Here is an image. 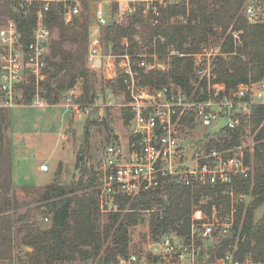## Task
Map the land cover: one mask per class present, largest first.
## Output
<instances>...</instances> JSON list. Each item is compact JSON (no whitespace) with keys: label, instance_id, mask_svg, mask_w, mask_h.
<instances>
[{"label":"trees","instance_id":"1","mask_svg":"<svg viewBox=\"0 0 264 264\" xmlns=\"http://www.w3.org/2000/svg\"><path fill=\"white\" fill-rule=\"evenodd\" d=\"M20 1L0 0V10L3 9L2 13L16 23L21 40L26 44L32 39L37 12L43 9L44 4L34 0L30 6L22 9ZM77 1L83 10L73 17L69 25L64 23L65 5L60 0L50 3L48 10L43 12V23L58 34L57 39L51 43V57L44 71L46 78L41 82L46 91L44 97L50 105L57 104L63 92L73 88L79 78H84L83 69L77 65L80 61L83 66L86 64L93 27L98 29L97 36L106 55L140 56L136 40L139 35L137 25L149 33L148 54L153 53V47L156 48L161 61L167 54V47H173L186 54L183 58H172L167 73H144L140 70L141 84L149 88L173 82L190 96L195 90L191 85V80L195 78L191 55L213 41L220 46L221 53L215 60L213 83L223 84L229 92L235 90L238 85L257 83L264 78V23L250 24L247 21L243 13L247 0H190L188 9L185 6L160 8L153 24L141 10L129 15L123 5L120 13L118 4L112 2L109 4L111 19L105 26L99 25L94 16L97 2L100 0ZM119 14L120 18L116 21ZM178 17L185 18L186 22H179ZM233 33L238 34V40H234ZM159 36L165 38V43L160 44L157 39L153 46L152 39ZM124 39L126 44H123ZM66 41L78 44L74 53L61 47ZM52 57H58V61ZM113 85L116 89L125 91L121 79L116 80ZM200 88L194 92V97L198 96L200 101L207 100L205 82L200 84ZM23 90L21 102L31 105L35 93L34 86L24 85ZM94 99L87 84L84 85L83 94L77 101L92 104ZM122 116L124 123L129 124L131 113L128 108H123ZM193 118L194 116L189 114L183 123L193 128ZM247 123L251 134L254 135V169L247 179L232 177L230 187L236 195H249L252 200L244 217V204L236 205L237 214L231 236L222 240L215 252L217 256L232 252L228 245L237 243L235 257L249 256L253 262H264V215L257 221L253 217V212L264 203V104L250 106ZM7 126H10L9 115L6 110H0V232L3 234L0 247H4L2 251L0 248V260L11 262V212L17 211L22 204H17L9 197L12 184L11 147L6 146V142L4 145L2 132ZM107 132L113 136L111 128H107ZM215 133L218 135L204 145L207 151L216 149L228 152L240 146L245 136L243 125L232 130L222 126ZM245 159L248 162L247 153ZM81 172L82 177L69 185L49 183L38 198V201L44 204L43 214L50 218L51 224L48 228H34L27 223L28 216L18 217L24 222L21 229L23 235L19 242L31 249V252H25L23 259L17 258L18 264H119V259L128 258L129 228L137 224L141 211L150 212L148 223L150 233L155 239L168 232H176L180 236L187 235L193 208L199 206L202 197L212 198L207 206H202L205 210L215 204L222 206L221 214L229 211L230 196L223 194L225 186L191 189L170 179L162 189L145 192L135 198L119 199V211L109 214L105 224L99 226L98 198L92 189L96 174L94 170L89 169H83ZM107 242L109 245L105 246ZM150 259L149 264H160L158 258L151 256Z\"/></svg>","mask_w":264,"mask_h":264},{"label":"built area","instance_id":"2","mask_svg":"<svg viewBox=\"0 0 264 264\" xmlns=\"http://www.w3.org/2000/svg\"><path fill=\"white\" fill-rule=\"evenodd\" d=\"M55 1L59 0H37L44 5L37 12L32 39L26 44L22 42L12 19H6L0 26V110H8L21 102L24 85H33L36 90L32 103L44 106L39 89L51 55L54 32L43 23V12ZM33 2L21 0L20 7L23 9ZM60 2L65 5L64 23L69 25L73 17L81 13V5L77 0ZM112 2L118 4L120 13L123 5L129 15L141 10L153 24L160 8L185 6L188 9L190 0H100L94 12L99 25L108 24L110 14H106L105 6ZM243 13L250 24L264 23V0H247ZM119 18L120 14L116 16V21ZM177 20L186 22L183 17ZM233 38L238 40V34L233 33ZM157 39L160 44L165 43V38L159 36L154 41ZM166 53L168 62L158 58L155 47L153 53L147 55H106L100 38L90 40L86 64L94 67L97 57L107 60V78L112 82L122 80L125 86L122 107L128 108L131 113L128 140L106 144L95 167L99 210L106 215L116 213L119 211V199L135 198L142 193L162 189L170 179L191 189L225 186L223 194L230 196L229 211L221 214L222 206L215 204L205 210L202 206H207L212 198L203 197L199 206L193 208L187 235L172 232L162 237L160 264H264L253 262L249 256L235 257L237 243L228 245L232 252L221 256L215 252L221 241L231 236L235 225L237 209L234 203L236 194L230 187L232 177L249 178L252 166L245 163L241 154L229 155L227 151L216 149L207 151L205 147L197 151L188 149L187 159H184L185 153L178 136V130L188 126L183 120L189 114L194 116V122L204 126L223 119L225 127L231 130L239 128L251 105L264 104V79L238 85L229 92L223 84L213 83L215 60L221 53L220 46L209 42L191 55L195 75L191 85L195 92L205 82L207 100H198L194 92L187 95L173 82L156 88L143 86L140 70L144 73H167L172 58L186 56L173 47H167ZM116 67L118 73L115 72ZM200 90L203 93V89ZM84 112L90 114V107L86 106ZM39 171L47 172L48 166L41 164ZM136 259L135 256L120 259L119 264H135Z\"/></svg>","mask_w":264,"mask_h":264},{"label":"rangeland","instance_id":"3","mask_svg":"<svg viewBox=\"0 0 264 264\" xmlns=\"http://www.w3.org/2000/svg\"><path fill=\"white\" fill-rule=\"evenodd\" d=\"M105 9L106 14L109 16V5H106ZM82 10L83 8L81 7ZM2 12L3 9L0 10V26L4 24L6 19H10ZM136 29L139 31V35L136 36L139 44V54L147 55L150 44L149 33L141 30L138 25ZM53 32L54 40H56L58 37L57 31ZM97 33L98 29L93 27L90 39L97 38ZM152 43L154 46V38ZM210 43L219 46L214 41ZM123 44H126L125 39ZM77 46L78 44L66 41L62 43L61 47L74 53ZM99 58L95 59L94 67H90L88 64L83 66L81 61L78 63L77 66L84 71V78H79L73 88L63 92L59 96L57 104L50 105L44 97L46 91L42 87L41 82L45 80V74L40 82L39 89L40 99L43 100L44 106L36 103L25 105L23 102H17L12 108L6 110L10 118V126H7L2 132L4 145L6 142V146L9 145L11 147L12 184L9 197L14 199L17 204H22V206L17 211L11 212L13 220L11 234L13 259L11 262L0 260V264H18L17 258L23 259L25 252H31L30 248H26L19 242L23 235L21 229L24 227V222L20 220L22 217L28 216L27 223L34 228L45 229L50 226V218L43 214L44 204L38 201V198L49 183L54 182L55 184L66 186L72 182H77L82 177L81 170L89 169L95 171L99 156L106 144L112 142L123 143L130 136V124H125L122 116V106L125 103L124 92L114 87L113 84L116 81L112 82L107 78V68L105 66L107 60ZM52 59L58 61V57H52ZM168 61L169 59L165 56L162 62ZM115 72L118 73V67L115 68ZM86 84L89 93L95 97L92 104H82L77 101L82 96L83 86ZM35 96L36 90L33 94V99ZM86 106L90 107V114L84 112ZM249 114L250 109L241 120V125H243V130L245 131L241 145L229 150L228 153L241 154L245 163L253 168L254 135L251 134L247 123ZM225 124L223 119L220 122L218 120L214 121L210 126H204L195 121V127L190 128L188 124L187 127L185 126L178 130V136L185 153L184 159H187L185 156L188 149L197 151L204 147L209 142V139L218 135H216L215 131L225 126ZM107 128L113 130V136L108 135ZM205 134L208 135L205 136ZM246 153L249 155L248 162L245 159ZM42 163L48 166L49 171L40 172L38 170L39 165ZM84 179H86V176ZM92 189L97 193L95 183ZM234 197L236 205L244 204V217L252 197L249 195H235ZM149 215V211H141L138 215L137 224L129 228L128 258L135 256L137 258L135 264H149L151 256L158 258L161 262L160 243L162 237L172 233L168 232L158 239L153 238L148 223ZM263 215L264 203L253 212L254 220H259ZM107 216L109 215L100 212L99 226L105 224ZM2 236L3 234L0 232V243ZM107 245H109L108 242L105 246ZM0 248L1 251L4 250V247Z\"/></svg>","mask_w":264,"mask_h":264},{"label":"crops","instance_id":"4","mask_svg":"<svg viewBox=\"0 0 264 264\" xmlns=\"http://www.w3.org/2000/svg\"><path fill=\"white\" fill-rule=\"evenodd\" d=\"M42 164H44V163H42ZM40 166V165H39ZM39 168V167H38ZM39 170V169H38ZM48 171H49V168H48ZM41 172V171H40Z\"/></svg>","mask_w":264,"mask_h":264}]
</instances>
